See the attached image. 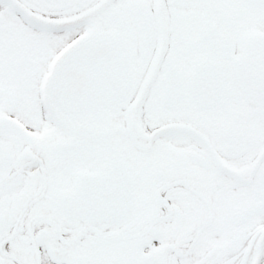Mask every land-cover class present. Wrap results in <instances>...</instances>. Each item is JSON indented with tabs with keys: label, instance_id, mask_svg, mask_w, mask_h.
<instances>
[{
	"label": "snow or ice",
	"instance_id": "6c2138e0",
	"mask_svg": "<svg viewBox=\"0 0 264 264\" xmlns=\"http://www.w3.org/2000/svg\"><path fill=\"white\" fill-rule=\"evenodd\" d=\"M0 264H264V0H0Z\"/></svg>",
	"mask_w": 264,
	"mask_h": 264
}]
</instances>
